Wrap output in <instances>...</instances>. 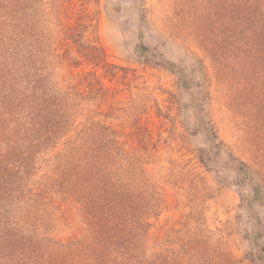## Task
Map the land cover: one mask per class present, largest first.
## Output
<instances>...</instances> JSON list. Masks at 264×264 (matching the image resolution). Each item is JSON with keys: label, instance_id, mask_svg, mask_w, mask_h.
<instances>
[{"label": "trees", "instance_id": "1", "mask_svg": "<svg viewBox=\"0 0 264 264\" xmlns=\"http://www.w3.org/2000/svg\"><path fill=\"white\" fill-rule=\"evenodd\" d=\"M85 11L78 9L75 23L58 15L52 25L43 0H0V264H203L208 241L188 226L167 240L170 247L147 252L152 219L164 208V194L147 165L157 158L163 137L155 138L143 115L156 108L173 134L181 123L186 133L177 137L183 141L203 134L209 147L198 148L197 156L207 167L227 150L231 166L258 198L260 186L248 164L220 139L206 67L197 69L196 81L157 47L138 44L139 57L179 76L197 120L191 128L179 121L180 106L173 115V107L163 113L158 101H118L115 110L131 121V130L121 132L109 122L115 116L105 106L108 88L98 70L112 81L121 71L126 78L129 69L108 61ZM208 13L203 41L222 67L236 72L240 84L246 77L263 84L264 0H212ZM227 50L235 53L231 61L224 59ZM83 64L93 69L83 68L77 83L59 80L61 69L77 76ZM56 210L78 214L89 236L67 243L55 239L50 229Z\"/></svg>", "mask_w": 264, "mask_h": 264}, {"label": "rangeland", "instance_id": "2", "mask_svg": "<svg viewBox=\"0 0 264 264\" xmlns=\"http://www.w3.org/2000/svg\"><path fill=\"white\" fill-rule=\"evenodd\" d=\"M43 1L45 18L52 25L58 15L65 22L75 23L78 9L85 7L82 14L91 20L93 35L105 48L108 61L129 69L126 78L121 71L112 81L102 69L98 70L100 80L108 88L105 106H111L115 116L109 122L121 132L131 130V121L115 108L133 100L149 106L158 101L163 113L173 107V115L180 106L177 119L190 128L197 120L190 92L182 87L179 76L139 57L135 51L138 44L157 47L165 60L175 63L196 81L197 69L200 65L206 67L211 79L207 88L211 114L220 139L233 156L248 164L262 194L252 198L251 185L231 166L227 150L210 155L214 156L210 166L201 163L197 152L198 148L209 147L206 137L198 134L189 136V142L183 141L177 137L178 133H186L182 124L178 123L177 131L171 133L169 120L159 119L156 108H152L143 115V123L154 131L155 138L162 133L163 139L157 158L147 168L164 194V208L152 219L154 223L145 239L147 252L170 247L167 240L175 238L176 230L190 227L208 241L203 264H264V256H259L256 249V243L264 248V83L248 77L238 83L236 72L225 70L212 46L203 41L204 21L207 14L211 17L208 10L212 0H73L74 8H69L71 0ZM188 50L195 52L200 62ZM234 54L227 50L224 59L231 61ZM83 68L93 69L83 64L74 76L69 68H63L58 78L65 84H75L83 76ZM118 101L122 103L119 105ZM54 214L56 220L50 231L55 239L67 243L89 236L78 214L68 215L62 210Z\"/></svg>", "mask_w": 264, "mask_h": 264}]
</instances>
